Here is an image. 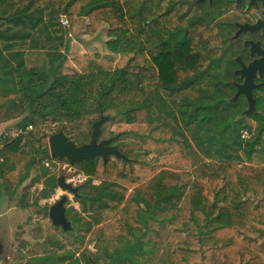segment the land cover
Here are the masks:
<instances>
[{
    "label": "trees",
    "instance_id": "16d2710c",
    "mask_svg": "<svg viewBox=\"0 0 264 264\" xmlns=\"http://www.w3.org/2000/svg\"><path fill=\"white\" fill-rule=\"evenodd\" d=\"M188 7V0H0V98L12 106L3 121L19 118L6 129L16 136L1 139L5 196L36 166L48 174L43 138L23 148L39 126L86 134L103 116L133 125L145 112L144 135L124 134L137 142L121 152L128 160L75 164L99 181L93 195L75 197L72 219L96 241V263L138 264L134 256L145 255L142 264H264V88L253 93L261 96L252 131L229 100L233 61L224 35ZM103 24L110 54L64 66L71 35L92 36ZM127 190L133 196L125 198ZM107 230L119 233L121 248L108 251L114 238L98 240ZM80 257L74 264L90 263L84 251Z\"/></svg>",
    "mask_w": 264,
    "mask_h": 264
},
{
    "label": "rangeland",
    "instance_id": "374dc122",
    "mask_svg": "<svg viewBox=\"0 0 264 264\" xmlns=\"http://www.w3.org/2000/svg\"><path fill=\"white\" fill-rule=\"evenodd\" d=\"M230 37L234 39L232 35ZM224 39L226 41V48L230 50V39H227L225 35ZM231 52H229L228 57L232 60L233 56ZM85 55L91 56L89 53ZM98 56L92 53L91 57L99 59L100 56ZM81 60L82 58L70 57L68 59L69 66H72L74 63L76 69H79ZM49 83L50 79L46 87ZM235 96L236 94L233 92L229 99L230 102H236L238 104L240 118L253 131L255 123L249 117V107L248 109L246 108L244 101L239 99V95L237 96L238 98ZM10 100L0 98V148L3 136L9 139L16 136L9 135L6 129L13 126L19 120V118H14L16 112L18 113L17 104L15 105L14 111L11 112V118L14 119L3 121L11 111L12 106L7 105V103L10 104ZM144 125L145 112L143 110L137 113L136 121L133 125L125 124L121 117H118L113 122H110L108 119L101 126L99 140L114 138L112 146H116L120 152L124 153L126 148L137 144V139L134 136L139 137L144 135L145 131L142 129ZM58 128V126L50 122L39 126L33 131L35 135L32 137H24V150L29 151L31 146H36L37 143L34 136L43 138L48 146V138ZM62 130L63 134L77 146L81 145V142H84V144L88 143L91 138V133L81 134L78 131L69 129ZM124 134H129L130 137L136 140L130 137L125 139ZM130 158L132 160L136 156ZM40 166L46 167L48 174L46 176H40L39 166H36L31 170L28 179L22 183L12 197L5 196L0 188V264H74L77 259L81 258L80 253L82 251L85 252L89 262L105 264L106 261L104 262V260L98 261L97 263L94 262L93 255L96 250V241L89 243V233L83 232L85 227L83 223H74L72 221L74 212H79V202L72 194L62 190L56 184V180L63 177L67 183L78 188L81 196L86 197L94 194L95 190L92 189V186L99 184V181L85 176L80 172L78 166L69 164L65 159H56L49 156L48 159H42ZM48 177L54 178L55 183L53 185H46ZM124 195L125 198L131 197L133 196V191L127 190L124 192ZM62 196L67 197L65 204L66 217L71 221L73 228V232L69 233H63L60 228L53 227L48 218L49 207ZM22 205H26V207H22ZM84 218L90 219L89 215H85ZM111 234V231L107 230L102 233L98 240L114 238L111 242L113 244L108 247V251L112 252L114 248H121L122 243L119 242V239L116 240V236L119 233L115 237ZM81 237L83 241L80 245L79 238ZM145 258V255L134 256L138 264H142Z\"/></svg>",
    "mask_w": 264,
    "mask_h": 264
},
{
    "label": "flooded vegetation",
    "instance_id": "af4514ba",
    "mask_svg": "<svg viewBox=\"0 0 264 264\" xmlns=\"http://www.w3.org/2000/svg\"><path fill=\"white\" fill-rule=\"evenodd\" d=\"M188 3V10L194 18L201 19L203 24L214 25L218 33L230 39L229 48L234 53L231 85L234 88V94H236L238 87L244 83L245 79L239 73L242 69L241 65L243 64L247 68L250 64L263 58L261 53L264 52V0H188ZM254 84L257 87L252 91L254 101L252 113L257 112L255 103L256 99L261 96L260 94L255 97L253 93L261 87L264 88V68L262 71L255 72ZM239 96L248 109L246 96L243 94ZM262 97L264 98V94ZM75 197H83L79 194L78 188Z\"/></svg>",
    "mask_w": 264,
    "mask_h": 264
},
{
    "label": "water",
    "instance_id": "95a60500",
    "mask_svg": "<svg viewBox=\"0 0 264 264\" xmlns=\"http://www.w3.org/2000/svg\"><path fill=\"white\" fill-rule=\"evenodd\" d=\"M263 58L250 64L247 68L241 65L240 74L245 78L244 83L238 87L237 97L240 94L246 96L249 105V115L254 110V101L252 91L257 86L254 84V76L257 70L262 71L264 68V52L261 53ZM108 120V117H101L100 120L93 124L91 138L88 143L76 146L62 132L54 133L48 138V152L51 158L65 159L70 164H81L82 162L92 161L95 158H101L104 163L108 157L112 156L122 160H128L116 146H112L114 138L99 140L101 135V126ZM57 185L62 190L77 196V188L66 183L63 177L58 178ZM67 197L62 196L57 202L48 209V218L55 228H60L63 233L73 232L72 223L66 218L65 204ZM91 264H94L90 261Z\"/></svg>",
    "mask_w": 264,
    "mask_h": 264
},
{
    "label": "crops",
    "instance_id": "0c3cea01",
    "mask_svg": "<svg viewBox=\"0 0 264 264\" xmlns=\"http://www.w3.org/2000/svg\"><path fill=\"white\" fill-rule=\"evenodd\" d=\"M107 30V26L103 24L92 36L84 35L83 29L78 33L72 34L70 50L69 53L66 55L67 59L64 66L68 68H76L74 63L72 64V66H69L68 59L70 57L81 59L82 56L87 53H89L91 56L92 53H95L96 56L99 55L100 57L102 55H109L110 52L107 50L105 45V42L109 40L106 34ZM62 73H68V71L62 69Z\"/></svg>",
    "mask_w": 264,
    "mask_h": 264
},
{
    "label": "built area",
    "instance_id": "2783aa9c",
    "mask_svg": "<svg viewBox=\"0 0 264 264\" xmlns=\"http://www.w3.org/2000/svg\"><path fill=\"white\" fill-rule=\"evenodd\" d=\"M60 22H61V24H62L63 26H68V22H67V20H66V18H65L64 16L61 17ZM31 129H32V128H31L30 126L27 127V130H31ZM245 136H246V133L243 132L241 137L244 138Z\"/></svg>",
    "mask_w": 264,
    "mask_h": 264
}]
</instances>
